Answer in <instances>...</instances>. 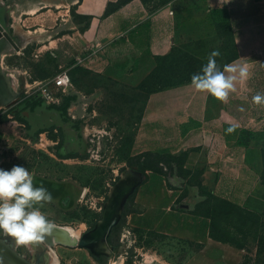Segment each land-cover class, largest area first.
<instances>
[{"label": "rangeland", "instance_id": "1", "mask_svg": "<svg viewBox=\"0 0 264 264\" xmlns=\"http://www.w3.org/2000/svg\"><path fill=\"white\" fill-rule=\"evenodd\" d=\"M53 1L0 0V7L7 8L9 33L16 36L18 45L16 48L6 42L8 48L0 59L7 87L13 93L12 100L0 102V169L20 165L33 173L34 185H43L53 196L41 211L55 224L71 227L80 237L102 217L112 187L133 171H141L135 162L137 155L163 150H142L154 146L156 136L154 126L146 130L141 123L145 95L121 85L95 63L88 62L91 48L84 49L82 61L77 59L79 51L72 33L75 24L85 26L89 16L77 13L74 5L65 2L63 7L60 0ZM259 16L255 36L264 31L259 28L264 14ZM227 17L231 20L230 14ZM186 42H190L186 47L191 57L189 76L200 72L214 50L220 52L216 57L220 67L234 55L228 36L218 38L214 34ZM256 47L261 52L257 54L264 53V45ZM64 70H68L71 84L56 86L54 78ZM38 92L41 104L34 110L17 107L21 100ZM69 94L76 97L67 113L52 107L60 105ZM19 113L25 119L20 120ZM62 134L69 136L67 145L72 151L67 155L61 153ZM146 135L151 136L147 137L150 141ZM169 160L165 165L157 164L158 171L147 170L153 193L165 184L171 188L201 181L200 173L190 174L181 167L182 161ZM189 191L187 187L182 190L175 203L177 208L180 202H194V196H187ZM258 195L245 207L248 213L243 214L241 207L223 206L224 212L218 216L226 220L217 217L222 231L219 234L241 250L220 252L209 260L200 256L191 259L201 244L188 243L179 236L157 235L154 229L134 225L126 215L109 235L110 250L104 253L109 255H95L87 248L61 242L52 246L57 259L53 264H264V187ZM130 207L142 209L135 201ZM0 236L5 237L2 233ZM43 243L48 248L46 241ZM119 243L121 247L113 248ZM15 248L28 259L38 261L37 251L30 246Z\"/></svg>", "mask_w": 264, "mask_h": 264}, {"label": "crops", "instance_id": "2", "mask_svg": "<svg viewBox=\"0 0 264 264\" xmlns=\"http://www.w3.org/2000/svg\"><path fill=\"white\" fill-rule=\"evenodd\" d=\"M117 1L60 3L63 7L65 2L74 5L77 13L89 16L86 25L76 23L72 33L79 51L77 59L83 60L84 49L91 48L88 62L137 91L157 65V56L167 54L175 44L216 34L215 23L222 10L234 22L238 57L233 61L246 64L250 77L237 83L227 103L195 90L189 82L151 93L143 107L141 123L146 130L154 126L156 136L154 146L142 150L173 154L188 150L182 167L187 173H200L201 181L171 188L165 184L156 187L154 193L153 184L143 181L134 200L142 209L127 216L134 225L201 244L191 259L200 256L209 260L220 252L241 250L230 241L213 237L211 229L213 220L217 221L213 217L216 205L233 204L241 207L243 214L248 213L244 209L249 200L259 196V189L264 187V106L252 101L256 92L264 93V53L259 54L256 47L264 45V31L257 36L254 33L255 22L264 14V0H129L105 14L109 3ZM260 27L264 28V23ZM233 123L238 127L227 134ZM245 135L250 136L246 143ZM147 137L151 136L145 138L150 141ZM186 187L190 190L187 196H194V202H180L177 208L176 200ZM207 192L213 196L210 203ZM219 219L226 220L224 216ZM9 241L15 243L14 239Z\"/></svg>", "mask_w": 264, "mask_h": 264}, {"label": "clouds", "instance_id": "3", "mask_svg": "<svg viewBox=\"0 0 264 264\" xmlns=\"http://www.w3.org/2000/svg\"><path fill=\"white\" fill-rule=\"evenodd\" d=\"M218 56L219 50L209 54L200 72L191 76L190 86L227 103L230 94L236 91L237 83L250 77V70L239 61L225 64L221 69L216 60ZM252 101L264 106V93L256 92ZM240 111H244L243 107ZM237 127L238 124H231L226 133H233ZM52 200L46 187L34 185V175L27 168L14 165L11 170L0 169V233L13 238L17 246L44 242L57 228L55 222L41 211Z\"/></svg>", "mask_w": 264, "mask_h": 264}, {"label": "trees", "instance_id": "4", "mask_svg": "<svg viewBox=\"0 0 264 264\" xmlns=\"http://www.w3.org/2000/svg\"><path fill=\"white\" fill-rule=\"evenodd\" d=\"M129 0H118L116 3H109V5L106 8L105 14H108L110 11L115 9L117 6H120ZM148 1V0H143ZM166 1V0H163ZM222 16L216 21L215 27H216V36L219 38L228 36L231 38L233 47H234V55L228 61H233L238 57V49L235 41V34H234V27L231 23V20L227 17L225 14V11L222 10L220 12ZM188 43H180L175 44L172 46L170 52L164 55L157 56V65L155 68L142 80V82L137 86L140 92H142L145 97L147 98L151 93L159 90H163L166 88L178 86L181 84L189 83L191 82V76L189 74L191 73V63L189 53L186 51V47L188 46ZM186 51V52H185ZM189 55H188V54ZM224 66V65H223ZM223 67H221L222 69ZM172 72V77H170V74ZM76 97L75 94H69L63 98V101L60 105L54 104L52 105L53 108L56 110L62 111L63 113H67L68 108L71 104V101ZM41 104V98H40V92L30 95L26 98V100H21L17 107H21L22 110L30 109L34 110L37 106ZM19 119L23 120L22 116H20V113L17 114ZM250 136L245 135L244 143L248 140ZM188 155V150L181 151L179 154H173L169 151L164 152H158V151H143L139 155H137V164L139 165L140 170L145 175V181L148 179V169H152L155 171H158L155 169L157 164L165 165L166 159L169 158V162L172 159L180 160L181 167L183 162L186 160ZM263 161H264V149H263ZM168 162V163H169ZM159 166V165H158ZM262 180L264 182V168L262 173ZM135 192L128 198L125 207L122 212L121 220H124L126 215L129 214L134 210L132 207H130V204L134 201ZM212 194L210 192H207V203L211 202ZM201 205H203V202H201ZM224 206H233L237 207L239 210L241 208L239 206L233 205V204H225ZM216 211L213 213V217H219L218 215L220 212H223V206L218 207L216 205ZM199 208L197 207L195 210L197 211ZM199 211V210H198ZM218 221L213 220V227L211 229V235L215 237L216 239H220L222 241H229L228 238L221 236L219 233L222 232L220 225L217 223ZM217 226V227H216ZM157 235H166L160 232H155ZM186 242L191 243V241L186 240Z\"/></svg>", "mask_w": 264, "mask_h": 264}, {"label": "water", "instance_id": "5", "mask_svg": "<svg viewBox=\"0 0 264 264\" xmlns=\"http://www.w3.org/2000/svg\"><path fill=\"white\" fill-rule=\"evenodd\" d=\"M9 42L11 45L18 48L16 36L9 33V26L7 25V8L0 7V45ZM1 94V93H0ZM12 96L10 100H12ZM6 100V101H10ZM5 102V101H4ZM26 115L28 111H24ZM138 178V181L131 184L129 189L119 188V184H115V189L110 192L103 209L102 217L89 230L83 232L80 238L74 245L87 248L95 253V246L103 239H108L112 228L121 220L122 212L128 198L135 192L137 187L144 181V173L141 171H133L127 178ZM118 186V187H117ZM47 244H54L53 240L46 238ZM71 245V246H74ZM0 264H37L28 259L24 254L20 253L13 244H11L5 237L0 236Z\"/></svg>", "mask_w": 264, "mask_h": 264}, {"label": "bare ground", "instance_id": "6", "mask_svg": "<svg viewBox=\"0 0 264 264\" xmlns=\"http://www.w3.org/2000/svg\"><path fill=\"white\" fill-rule=\"evenodd\" d=\"M7 48H8V46L5 45V44L0 45V59L2 57V52L4 50H6ZM0 93H1L0 94V102H4V101L8 100L12 96L11 91L7 87L6 77H5L4 73L1 70V66H0ZM129 180L130 179H120L118 181V183H117V184H119L118 185L119 187L117 186L118 188L116 190H119V188L129 189L131 187V184H134V183H136L138 181V178L131 179V181H129ZM115 187H116L115 185L112 187L111 192L115 189ZM76 233L77 232H75L70 227H65V226L61 227V226L57 225L56 230L52 234H55L54 239L56 240V242H62V243H65V244L74 245L75 242H77L78 239L80 238V237H77ZM46 238H48V237H46ZM6 239L9 241L8 238H6ZM9 242L11 244H13L11 241H9ZM108 242H109V239H103L102 241H100L95 246L96 255L101 254V253H108L109 252L110 244ZM50 248L52 250H50L47 253V256L49 257L50 264H53L54 262H56L57 259L55 260L56 256H55V252H53V247L51 246Z\"/></svg>", "mask_w": 264, "mask_h": 264}, {"label": "flooded vegetation", "instance_id": "7", "mask_svg": "<svg viewBox=\"0 0 264 264\" xmlns=\"http://www.w3.org/2000/svg\"><path fill=\"white\" fill-rule=\"evenodd\" d=\"M52 108V107H51ZM65 132V131H64ZM68 134H65V135H61V148H62V150H61V153H63V155H67V154H70L71 153V151H72V149L71 148H69V146L67 145V142H69V140H68ZM56 225H58V224H56ZM58 226H61V227H64L63 225H58ZM65 227H67V226H65ZM71 228V227H70ZM90 228H88L87 230H89ZM74 230V229H73ZM87 230H85V231H87ZM84 231V232H85ZM112 231V230H111ZM111 233V232H110ZM82 234V233H81ZM80 234V235H81ZM54 236H55V234H51L48 238H50L51 240H53V242H54V244H56V243H61V242H56V240L54 239ZM6 237V236H5ZM6 238H10V237H6ZM11 239H13V238H10V240ZM45 241H46V239H45ZM46 243H47V241H46ZM54 244H52V245H49L48 244V248L46 247V245L42 242V243H40V244H36V245H30V249L32 250V251H37L36 253H37V262H35V263H37V264H48V263H50V260H49V257L47 256V253H48V250L50 249V247L51 246H53ZM64 244V243H63ZM111 244V243H110ZM14 246L16 245L15 243L13 244ZM112 246V245H111ZM119 247H121V244L119 243V244H114L113 245V248H115V249H117V248H119ZM40 250V251H39ZM104 254V253H103ZM103 254H98L99 256L100 255H103ZM104 255H109V254H104ZM31 260V259H30ZM34 262V261H33Z\"/></svg>", "mask_w": 264, "mask_h": 264}, {"label": "built area", "instance_id": "8", "mask_svg": "<svg viewBox=\"0 0 264 264\" xmlns=\"http://www.w3.org/2000/svg\"><path fill=\"white\" fill-rule=\"evenodd\" d=\"M82 61L81 59H79V62ZM54 84L56 86H62V87H66L69 84H71V78L69 75L68 70H64L62 72H60L56 78H54ZM47 87L44 88V91L46 92Z\"/></svg>", "mask_w": 264, "mask_h": 264}]
</instances>
